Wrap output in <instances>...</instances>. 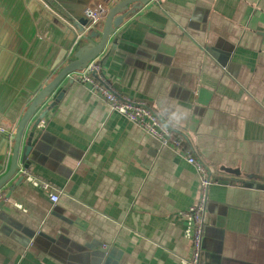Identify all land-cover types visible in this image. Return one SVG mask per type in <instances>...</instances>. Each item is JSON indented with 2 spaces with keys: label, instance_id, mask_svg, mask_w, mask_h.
Returning <instances> with one entry per match:
<instances>
[{
  "label": "crops",
  "instance_id": "obj_1",
  "mask_svg": "<svg viewBox=\"0 0 264 264\" xmlns=\"http://www.w3.org/2000/svg\"><path fill=\"white\" fill-rule=\"evenodd\" d=\"M89 1L0 0V178L23 112L73 48L69 19L86 23ZM100 61L119 94L158 116L164 104L187 112L173 129L216 180L201 264H264V0H152ZM63 86L28 125L26 140L42 116L0 189V264H180L196 169L77 80L52 107ZM23 168L59 201L19 181ZM25 232L36 235L29 244Z\"/></svg>",
  "mask_w": 264,
  "mask_h": 264
},
{
  "label": "built area",
  "instance_id": "obj_2",
  "mask_svg": "<svg viewBox=\"0 0 264 264\" xmlns=\"http://www.w3.org/2000/svg\"><path fill=\"white\" fill-rule=\"evenodd\" d=\"M113 3L114 0L90 1L83 11L87 20L86 29L103 23L105 15L108 14ZM74 78L107 102L112 111L121 114L146 134L156 139L161 147H169L181 153L185 160L196 169L199 176L196 202L184 214L187 222L185 237L191 243V255L182 259L180 264H201L208 190L216 182L210 168L194 155L193 151L187 147L186 141L173 128L167 132L161 130L159 116L149 105L119 94L104 77L100 58L91 61L86 69L75 74ZM0 131L5 132L1 128ZM20 171L27 183L48 194L53 203L59 201L60 192L51 183L36 177L27 168L20 169ZM2 200L1 196L0 201Z\"/></svg>",
  "mask_w": 264,
  "mask_h": 264
},
{
  "label": "water",
  "instance_id": "obj_3",
  "mask_svg": "<svg viewBox=\"0 0 264 264\" xmlns=\"http://www.w3.org/2000/svg\"><path fill=\"white\" fill-rule=\"evenodd\" d=\"M150 1L152 0H114L113 6L110 8L108 14L105 15L103 28L98 31L94 28L88 30L83 28L85 25H87V20L86 23L85 20L83 21V19L82 21L76 20L75 23L73 20L69 19L70 25L78 27V34H76V32L73 30L69 31L72 35L70 46L73 44V48H71L70 53L69 47L64 51V56L60 60L62 63L58 68H56L57 73L48 79L46 84L35 93L32 100L29 102L27 109L23 112L15 130V134L12 137L13 151L11 156V166L9 171L0 178V189L8 181H10L19 170L21 153L23 154V163L31 153L32 139L37 127L42 120V116L38 117L34 121L27 140L25 139V132L38 111L48 100L52 99L53 94L64 84L62 90L56 95L54 101L51 103L52 107L55 106V104L63 98L66 91L74 83V75L85 70L91 61L101 57L115 29L123 23L127 16H133L135 12L142 9ZM229 172L236 173L235 171ZM22 179L23 177H21L19 181ZM259 187L264 189V185H260ZM6 198H8V196H5V199ZM4 203L5 201H0V207H2ZM24 235L25 237L27 235L28 244L31 243V241L36 237L35 234H26V232Z\"/></svg>",
  "mask_w": 264,
  "mask_h": 264
},
{
  "label": "clouds",
  "instance_id": "obj_4",
  "mask_svg": "<svg viewBox=\"0 0 264 264\" xmlns=\"http://www.w3.org/2000/svg\"><path fill=\"white\" fill-rule=\"evenodd\" d=\"M187 118V112L179 107L164 104L159 114L160 128L167 132Z\"/></svg>",
  "mask_w": 264,
  "mask_h": 264
}]
</instances>
